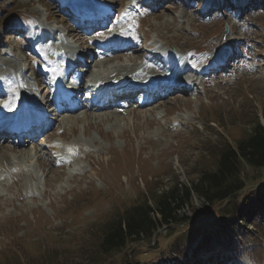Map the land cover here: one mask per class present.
Segmentation results:
<instances>
[{
  "label": "rangeland",
  "instance_id": "374dc122",
  "mask_svg": "<svg viewBox=\"0 0 264 264\" xmlns=\"http://www.w3.org/2000/svg\"><path fill=\"white\" fill-rule=\"evenodd\" d=\"M69 1L0 0V96L9 98L16 85L43 102L47 78L33 70L45 72L49 58L60 61L56 46L66 31L88 46L89 37L67 18ZM92 1L116 8L121 2ZM128 9L126 24L135 29L138 21L133 37L138 32L144 45L157 46L173 67L181 62L187 70L171 73L177 80L172 96L149 106L52 116L53 127L40 136L39 142L52 134L44 146L0 139V154L10 155L7 147L13 144L35 154L0 172V264H165L168 256L178 258L177 243L187 231L181 223L163 225L115 250H104L101 241L110 222L143 196L213 169L222 145H235L257 121L264 124V0H126L118 8L121 17ZM47 14L65 23L48 21ZM41 31L53 37L39 42ZM144 45L139 40L122 55L116 51L114 58L101 54L95 64L82 63L105 75L116 69L145 75L144 66L150 65L141 58ZM68 47L84 50L74 40ZM66 144H72L74 156L65 161ZM242 177L247 186L238 197L264 180V167L245 165ZM228 203L192 198L193 205L184 208L190 226L218 216ZM232 239L212 262L264 264V206L236 226ZM196 256L187 264L203 259Z\"/></svg>",
  "mask_w": 264,
  "mask_h": 264
},
{
  "label": "trees",
  "instance_id": "16d2710c",
  "mask_svg": "<svg viewBox=\"0 0 264 264\" xmlns=\"http://www.w3.org/2000/svg\"><path fill=\"white\" fill-rule=\"evenodd\" d=\"M245 165L255 169L264 167V124L259 121L235 145L221 146L213 169L201 170L189 183H175L160 192L153 191L150 196L147 193L141 202L125 209L110 222L101 247L106 251L123 248L129 242L152 235L163 225L181 223L187 225L181 243H177L182 260L192 261L199 254L212 264L210 258L219 257L232 244L236 226L246 223L250 213L255 216L256 210L264 206V180L256 184L257 188H251L255 190L238 197L246 185L242 177ZM194 196L210 203L225 200L229 203L218 216L208 217L199 222L200 226L192 227L190 217L182 209L193 205ZM197 234L201 238L196 240ZM182 260H168L166 264H182Z\"/></svg>",
  "mask_w": 264,
  "mask_h": 264
},
{
  "label": "bare ground",
  "instance_id": "6f19581e",
  "mask_svg": "<svg viewBox=\"0 0 264 264\" xmlns=\"http://www.w3.org/2000/svg\"><path fill=\"white\" fill-rule=\"evenodd\" d=\"M60 3H62L63 2V0H58ZM75 1H77V0H75ZM75 1H72V0H70L69 1V4L67 5V9H68V14H69V18L70 19H72L73 21H74V23L76 24V26L77 27H79L80 29H82V30H85V32L87 31L86 29L87 28H92L95 24L94 23H99L100 22V18L99 17H95L99 12V10L98 9H94V8H88V7H81V6H79V5H77L78 3L76 2L75 3ZM83 1V0H82ZM108 10V9H107ZM109 14H110V12H107V13H105L104 15L107 17V20H109ZM48 17H51V18H53L52 16H48ZM95 17V20H93V18ZM53 19H55V18H53ZM111 19H112V17H110V21H111ZM55 20H57V19H55ZM58 21V20H57ZM93 21H95V22H93ZM73 32V31H72ZM71 32V33H72ZM72 35L77 39V40H79V41H81V42H84L85 43V41L84 40H82V39H84V38H82V37H80V35H77V33H72ZM89 42V41H88ZM64 46V45H63ZM124 46H126V45H124ZM119 53H121V55H122V52L121 51H119ZM117 56H120L119 54H116ZM140 55V54H139ZM141 55H142V53H141ZM140 55V56H141ZM115 57V56H114ZM142 57V56H141ZM110 60V59H109ZM153 63V62H152ZM50 66L51 67H54L55 65L53 64V63H51L50 64ZM135 67V66H134ZM113 72V71H112ZM128 73V74H123V76H122V73ZM138 73L139 74H141L138 70H136L135 72H134V70H121V69H116V71H115V73L114 74H101V77L100 78H104V76L105 77H108V76H110L111 78H116L118 75H120L121 74V78H119V82L118 81H107V83H103V85H111V84H114V83H117L116 84V88L117 89H121V91L120 92H116V91H113L112 92V95H114V96H117V97H122V98H124V99H131L132 100V97H133V92H134V90L135 89H138V86H135L134 84L136 83V81H135V79L134 78H131V75L132 76H134L135 74V76L134 77H140V79L141 80H143V78H142V76H146L147 74H145V75H143V74H141V75H138ZM145 73H146V71H145ZM14 76V75H13ZM15 78V77H14ZM159 82H161V81H158V83L157 82H154L153 83V86H156L157 84H158V87H156V88H152V89H149V90H145V91H152V94L154 93L153 91L154 90H156V89H159L160 87H162V86H165V87H163V88H166V87H171V85L172 84H174V87L173 88H168L169 89V91L170 92H172V91H174L175 90V88H177V85H175L176 83H177V80L174 78V79H170V82H167L168 83V85H167V83H163V84H161V83H159ZM44 85H45V83H44ZM45 87H46V85H45ZM142 88H144V86L142 85L141 86ZM115 87H114V90L116 89ZM46 89V88H45ZM110 91H112V88H110L109 89V92ZM160 91H162L161 89L159 90V92H156L155 94H154V96L152 97V101H154V99L156 100V99H159V98H162L163 96H162V94H163V92L162 93H160ZM149 97V95H147V98ZM119 100V98L118 99H116L115 98V101H118ZM151 101V102H152ZM150 102V103H151ZM150 103H148V104H150ZM146 104H147V102H146ZM79 106L80 107H83V106H87V104L86 105H84V104H79ZM24 107H26V105H24ZM77 106H71L70 108L71 109H75ZM93 107V106H92ZM7 107L5 106V105H3V108H1V109H6ZM36 108V107H35ZM26 109V108H25ZM32 110H34V109H32ZM87 116V114L85 115V117ZM6 119V116H4V114H3V116L2 117H0V121H4ZM15 119H16V117H15ZM40 119V118H39ZM43 121V120H42ZM74 122V121H73ZM119 123V122H118ZM115 126H117V125H115ZM45 125H43V124H41V126L39 127V128H37L38 129V131H40V130H44L45 128ZM6 131L5 129H1L0 130V132L1 131ZM37 131L35 130V129H32L31 130V134H34V133H36ZM86 132V131H85ZM13 135H14V133H13ZM49 135V134H48ZM50 137L52 136V134L51 135H49ZM8 138H10V136L8 137ZM44 136L42 137V139H41V142H39V144H43V143H46L45 142V140L47 139H45L44 140ZM7 140H10V139H7ZM8 145V144H7ZM71 148H72V144H69V145H66V151L65 152H69L68 154H70L71 155ZM7 151H8V153L10 152L11 154L10 155H4V154H0V164L2 165H0L1 167H0V172H2V171H7V169H8V171L9 170H13V168H16L15 166H18V167H20L22 164H24V160H25V162H26V160H28L29 158L31 159L35 154L31 151L30 153L28 152V151H19L18 150V147L17 146H15L14 144H13V149H11V147L10 146H8L7 147ZM30 151V150H29ZM6 153V152H5ZM18 153H20L19 155H17Z\"/></svg>",
  "mask_w": 264,
  "mask_h": 264
},
{
  "label": "water",
  "instance_id": "95a60500",
  "mask_svg": "<svg viewBox=\"0 0 264 264\" xmlns=\"http://www.w3.org/2000/svg\"><path fill=\"white\" fill-rule=\"evenodd\" d=\"M225 30H227V28L225 27Z\"/></svg>",
  "mask_w": 264,
  "mask_h": 264
}]
</instances>
